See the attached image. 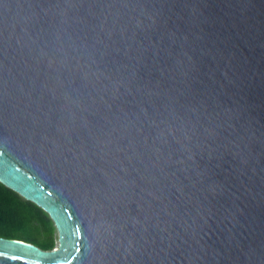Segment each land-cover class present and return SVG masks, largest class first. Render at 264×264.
<instances>
[{"label": "water", "instance_id": "1", "mask_svg": "<svg viewBox=\"0 0 264 264\" xmlns=\"http://www.w3.org/2000/svg\"><path fill=\"white\" fill-rule=\"evenodd\" d=\"M0 181V264H264V0H0Z\"/></svg>", "mask_w": 264, "mask_h": 264}, {"label": "trees", "instance_id": "2", "mask_svg": "<svg viewBox=\"0 0 264 264\" xmlns=\"http://www.w3.org/2000/svg\"><path fill=\"white\" fill-rule=\"evenodd\" d=\"M0 236L21 239L53 249L56 225L42 207L0 181Z\"/></svg>", "mask_w": 264, "mask_h": 264}]
</instances>
